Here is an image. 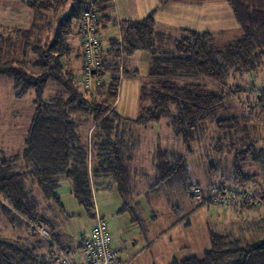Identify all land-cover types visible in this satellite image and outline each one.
<instances>
[{"label": "trees", "instance_id": "1", "mask_svg": "<svg viewBox=\"0 0 264 264\" xmlns=\"http://www.w3.org/2000/svg\"><path fill=\"white\" fill-rule=\"evenodd\" d=\"M14 1L31 9L34 23L26 31L0 26V34H13L17 42L22 34L27 39L13 55L0 56V77L13 81L17 97L33 90L35 112L24 148L0 157V216L15 228L8 238L0 234V264H60L57 258L62 254L76 264L69 257L71 249L61 240V218L69 217L59 194L63 181L70 183L72 195L92 221L97 213L95 190L116 184L122 198L120 211L139 223L142 208L137 197L179 182L192 195L197 184L190 180L185 153L196 155L195 146L208 136L214 140L206 151L211 168L233 171V179L242 186L255 182L256 175L245 174L243 164L250 159L264 169V0H184L227 2L238 28L217 34L181 28L171 37V45L167 44L171 35L157 29L156 11L142 20L118 23L110 15L111 0H97L93 8L98 15L96 32L109 24L118 25L120 37L108 38V48H101L100 66L92 72L97 81L90 88L79 85L69 43L75 34L82 37L85 1ZM170 1L159 0V5ZM141 51L150 53V64L139 91V115L123 118L116 111L121 81L138 74L123 59ZM19 53L25 59L35 58L24 60V65ZM15 58L22 69L15 65ZM80 58L84 71L83 51ZM239 77L247 79V87L238 83ZM49 83L56 90L45 98ZM233 108L239 113H233ZM159 121H166L179 149L152 152L154 179L142 165L143 134H136L134 128ZM233 146L247 149L231 151ZM195 158L202 164L201 156ZM249 195L255 201L242 208L264 202V190ZM176 208L171 206V211ZM184 218L176 219L188 225L182 222ZM36 225L45 226L49 237L39 234ZM91 233L81 236L79 264L84 259L82 240ZM210 239L211 247L201 258L171 264H264V237L241 244L211 231ZM43 247L45 251H39Z\"/></svg>", "mask_w": 264, "mask_h": 264}, {"label": "rangeland", "instance_id": "2", "mask_svg": "<svg viewBox=\"0 0 264 264\" xmlns=\"http://www.w3.org/2000/svg\"><path fill=\"white\" fill-rule=\"evenodd\" d=\"M217 5L219 6H214V9L226 5V3L223 2ZM119 7L121 12H125L121 18H124L125 14L126 16L140 18L143 16L142 14L145 15L146 12V9L139 3H137L136 7H130L129 9H123L121 6ZM172 11H174L176 17L182 22V24H189L192 22L195 15L193 12L182 8H176ZM175 15H164L163 19H160L161 22L156 19V26L157 29H159L158 31L162 30L171 35L169 37L167 36L168 45H171V40L182 28L180 27L178 30L177 27L174 26L172 19H170ZM200 16L201 14L199 13V17ZM230 21V23L226 21L225 26L221 27V30L223 28H232L236 26L232 17H230ZM207 26L209 28H200L201 30L213 31L209 25ZM226 30L222 31V33L226 32ZM215 34H217V32H215ZM0 35V56L3 58H8V56L13 55L19 45L23 46L25 42H27V39H23L25 36L23 34L21 35L19 42L16 41V36L14 37L13 34L8 36L1 33ZM97 35L99 37L100 47H102L100 38H107V36L118 37L119 28L117 26L110 25L106 30L97 33ZM221 36L223 37L224 34H221ZM5 37L7 38L4 39ZM72 37H74L73 43H75V49L72 55L73 57L71 58L72 68H74L73 70L80 80L83 78L84 74V71L82 72L80 69V52L82 53L83 51V37L77 34ZM159 37V39L162 40L161 36ZM79 41L82 43V49H79ZM20 57L22 58L21 63L25 65L26 62L24 60L29 61L34 56L30 55L27 59L22 56ZM14 60L15 65H17L19 69H22V64L20 65V62L16 60V58ZM149 62L150 53L147 51L138 52L133 57L126 59L127 67L129 69L137 70L138 74L135 76H127L121 81L119 96L116 102V111L123 118L131 119L139 115V91L143 81H145L149 75ZM109 75L110 73L108 76ZM260 75L261 76L259 78L262 79L263 74ZM245 77H239L237 81L247 87V77ZM248 80L251 82V77L248 78ZM96 81V78L91 77V84L87 88L94 86ZM12 83L13 81L8 78L0 77V157L4 156L5 153L7 155H12L16 152L18 153L24 148V140L27 133L26 128L30 125L31 118L35 112L34 91L31 90L23 96L17 97L16 90ZM55 90L56 88L54 83H49L45 89V98L50 97ZM236 104L237 103L235 102L233 103V105ZM233 113L238 114L239 111L236 108H233ZM164 123H166V121ZM159 125L161 126L159 127ZM134 129L137 131H135L136 134L141 133L144 137L141 139V142L143 143L140 149L146 150L145 153L142 151V154L144 155L142 159L145 157L142 161V165H145V169H147L148 160L150 161L148 151L153 150L155 139L160 134L159 144L162 146L161 150L178 148L177 140L174 138L171 129L166 124H163L162 121L160 124L155 122L151 123L147 127L136 126ZM168 134H170V136ZM212 141L214 140H210L208 136H206L203 142L195 146L194 149L195 153H197L196 155L192 154L189 156L185 153L187 158L186 160L189 163L188 169L192 171V177L190 180L192 183L197 184L196 186L201 188L200 198L197 199L194 193L192 195L187 193V190L184 189V184L179 182V185L161 188L159 193L152 194L151 196H142L140 198L141 208L144 210L152 209L151 211L157 212L158 215V213L169 214V208H171V206H176L177 213L176 211H172L171 215H174L172 218L182 219L185 217L182 222H186L190 228L197 229L198 235L201 237L204 247L207 243L208 247H211V231L219 234H226L227 237L231 238L230 241L236 238L241 244L253 243L264 237V202L260 203L258 208H242V206H250L252 203L251 201H255L256 198L253 197L254 195H249V193L251 194L253 191L260 190L261 192L264 190V169L260 163H253L250 159L247 160L243 164L244 173L247 175H256V180L252 184H247L245 186L240 185L233 179V171L227 169L225 170L223 167L221 168L222 171L211 168L209 160L206 156V151L214 145V142ZM208 143H210L211 146L208 147ZM180 148L183 147L181 146ZM234 148L237 150L242 149L243 151L244 149H247L233 146L231 151H234ZM180 150L181 153H184L183 149ZM196 156H201L203 165L197 161L195 158ZM217 156L220 158L223 157L221 155ZM227 156L228 158L226 159L229 160V155ZM101 191L102 190L100 189L97 190V192ZM114 193H116L115 190H113V194ZM71 197L72 198L70 199H64L65 203L63 204L66 207V214H69L70 218L68 221L64 220L63 223L65 226H68L70 235H73V238H76V234L79 236L80 233L89 230L92 227L93 222L91 223L92 219L88 217L85 210L81 205H79L74 196ZM244 202L247 203L243 204ZM225 215H227V217ZM255 218L258 219L252 221V219ZM104 219L107 223L108 218L105 217ZM157 219L159 220V218ZM14 229V227L10 226L0 218L1 235L8 238L14 234ZM74 246L75 245L72 244L68 245L71 249L69 257L71 261L79 264L81 262L82 251Z\"/></svg>", "mask_w": 264, "mask_h": 264}, {"label": "crops", "instance_id": "3", "mask_svg": "<svg viewBox=\"0 0 264 264\" xmlns=\"http://www.w3.org/2000/svg\"><path fill=\"white\" fill-rule=\"evenodd\" d=\"M223 2L224 1L190 3L184 0H172L164 5H159V0H111L112 8L110 9V15L119 23L123 20H142L151 12L156 11L155 20L157 19L160 21V19H163L164 15H175L174 11H172L173 9L182 8L193 12L195 15L193 17V21L189 24H182V22L176 17V15L173 18H170L172 19L173 24L177 27V29L182 27L201 30V28H209L207 26L209 25L213 29V31L211 32L214 33H219L226 29L236 30L238 28V24L235 19L234 12L227 2H225L226 5L214 9V6H219L217 4H221ZM137 3H139L146 9L145 15L142 14L143 16L138 18L126 16L125 14L124 18H121L125 12H121L119 6H121L123 9H129L130 7H136ZM199 13L201 14L200 17ZM230 17L234 19L236 26L232 28H223L221 30V27L225 26L226 21H228V23L231 22ZM33 18L34 16L31 9L24 3L14 0H0V26L8 27L13 30L20 29L21 31H26L33 25ZM108 26H110V24ZM115 26L118 27V25ZM107 28L108 27H106V29ZM119 37L120 33L116 38ZM108 38L110 37L107 36V38H100L102 44L101 48H103L104 51L106 48H108ZM73 39L74 37H71L69 39V43L73 47V49H75V43H73ZM79 42L80 49L82 47V43L81 41ZM123 62L124 65L127 66L126 59H123ZM81 80L82 78L79 80V82ZM160 123L161 121L157 122V124ZM162 123L166 124L164 123V121H162ZM160 126L161 125H159V127ZM27 128H29V126ZM27 128L26 130L28 131ZM168 135L170 136V134ZM159 136L155 139L153 150L148 151L150 161L148 160L147 173L150 174L154 179L156 177V173L151 163V155L152 152L157 148H162L161 144H159ZM140 150L141 156L143 157L144 155L142 154V151H144L145 153L146 150ZM4 156L10 155H7L5 153ZM144 159L145 157L142 159V161ZM97 190H95L94 192L95 212H97L103 218H108L107 228L111 233V245L113 248H117L119 250L120 264H171L175 260L180 262L191 258H201L204 254V249L206 250L209 248L208 243L205 244L204 247L203 241L198 235L196 228H190L188 225L178 222L177 219L172 218L174 215H171V208H169V214L158 213V215L157 212L151 211L152 209H142L140 210V212H138V215H140L142 222L137 223L131 219L129 213L120 211L122 207V198L116 187V184L113 183L112 186H109V188L100 189L102 190L101 192H97ZM113 190H115L116 193L113 194ZM59 194L62 204L65 203L64 199L72 198L71 196L73 195L71 193V187L68 181L62 182ZM140 198V196L137 197V200L141 201ZM63 207L66 213V207L64 204ZM258 207L259 204L255 208ZM225 216L227 217V215ZM0 218L3 219L7 224L12 226L5 218L1 216ZM69 218L70 215L67 218H61V230L64 234L63 237H61V240L63 241L64 245L68 246L72 244L75 245L74 247L80 249L79 247L81 236L89 234L92 230V227L86 232L84 231L80 233L79 236L76 234V238H73V235H70L68 226H65L63 223L64 220L68 221ZM157 218H159V220ZM256 219L257 218L252 219V221H255ZM45 248L46 247H43V249H39V251H45ZM81 257L83 258V255H81Z\"/></svg>", "mask_w": 264, "mask_h": 264}, {"label": "built area", "instance_id": "4", "mask_svg": "<svg viewBox=\"0 0 264 264\" xmlns=\"http://www.w3.org/2000/svg\"><path fill=\"white\" fill-rule=\"evenodd\" d=\"M85 9L82 12V37H83V56L85 59L84 77L80 84L83 87H88L91 84L92 72L99 68L98 56L100 55L101 47L99 37L96 32V14L94 4L97 0H84ZM100 1V0H99ZM196 198L201 197V188L196 186L192 190V194ZM93 229L89 236L82 240L84 259L82 264H120L119 250L111 245V233L107 228L105 220L96 213L93 218ZM36 230L43 237L48 238V229L43 225H36ZM60 264H72L67 257L62 256L57 258Z\"/></svg>", "mask_w": 264, "mask_h": 264}, {"label": "clouds", "instance_id": "5", "mask_svg": "<svg viewBox=\"0 0 264 264\" xmlns=\"http://www.w3.org/2000/svg\"><path fill=\"white\" fill-rule=\"evenodd\" d=\"M84 75V74H83ZM83 79V78H82ZM81 82V81H80ZM80 82H79V85L81 86V87H83L81 84H80Z\"/></svg>", "mask_w": 264, "mask_h": 264}]
</instances>
